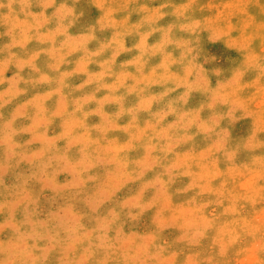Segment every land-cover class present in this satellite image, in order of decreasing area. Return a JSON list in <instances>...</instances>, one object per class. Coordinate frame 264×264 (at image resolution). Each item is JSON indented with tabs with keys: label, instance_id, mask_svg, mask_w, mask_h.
<instances>
[{
	"label": "rangeland",
	"instance_id": "obj_1",
	"mask_svg": "<svg viewBox=\"0 0 264 264\" xmlns=\"http://www.w3.org/2000/svg\"><path fill=\"white\" fill-rule=\"evenodd\" d=\"M0 264H264V0H0Z\"/></svg>",
	"mask_w": 264,
	"mask_h": 264
}]
</instances>
